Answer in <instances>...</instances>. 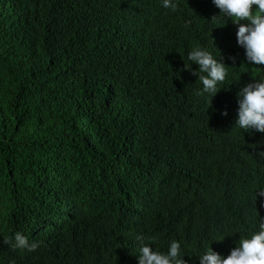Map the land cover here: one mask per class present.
I'll return each instance as SVG.
<instances>
[{
	"label": "trees",
	"instance_id": "trees-1",
	"mask_svg": "<svg viewBox=\"0 0 264 264\" xmlns=\"http://www.w3.org/2000/svg\"><path fill=\"white\" fill-rule=\"evenodd\" d=\"M173 2L0 0V264H139L138 236L200 264L258 231L264 133L236 122L264 65L213 0ZM196 46L227 67L212 100Z\"/></svg>",
	"mask_w": 264,
	"mask_h": 264
},
{
	"label": "clouds",
	"instance_id": "clouds-1",
	"mask_svg": "<svg viewBox=\"0 0 264 264\" xmlns=\"http://www.w3.org/2000/svg\"><path fill=\"white\" fill-rule=\"evenodd\" d=\"M213 3L220 9V16L231 19L238 26L237 43L246 50L248 63L264 65V0H213ZM162 6L173 12L179 7L173 0H163ZM218 18L213 17L212 21L215 22ZM231 59L235 61V57ZM188 60L199 66L198 71H192L185 63V68L192 71V75L198 76V81L203 85L202 91L197 94L202 96L207 93L212 100L220 91L217 85L226 80V65L200 46L191 49ZM253 80V83H249L238 94L240 99L236 127L264 133V76H253ZM223 115L227 116V111ZM259 155L264 158V151ZM257 194L264 196V189L254 192L256 199ZM137 240L141 242L139 264H187L181 256V244L176 240L171 241L167 253L154 251L149 244L143 243L142 236H138ZM4 242L13 249H26L28 252L39 248L38 242H29L21 232L15 233L14 243L11 237ZM238 245L226 258L210 247L200 255V264H264V219H260L258 231L252 233L250 238L242 237Z\"/></svg>",
	"mask_w": 264,
	"mask_h": 264
}]
</instances>
